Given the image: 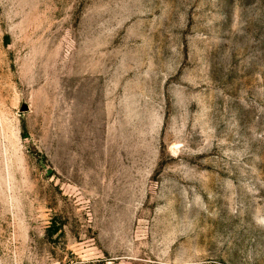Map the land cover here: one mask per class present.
<instances>
[{
    "label": "rangeland",
    "instance_id": "rangeland-1",
    "mask_svg": "<svg viewBox=\"0 0 264 264\" xmlns=\"http://www.w3.org/2000/svg\"><path fill=\"white\" fill-rule=\"evenodd\" d=\"M0 264H264V0H0Z\"/></svg>",
    "mask_w": 264,
    "mask_h": 264
}]
</instances>
